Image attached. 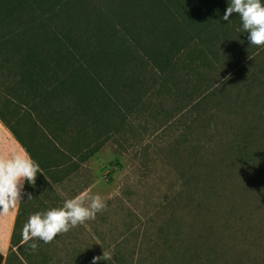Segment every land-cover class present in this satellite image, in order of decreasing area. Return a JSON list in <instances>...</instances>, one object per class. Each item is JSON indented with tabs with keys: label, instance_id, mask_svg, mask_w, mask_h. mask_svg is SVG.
I'll return each instance as SVG.
<instances>
[{
	"label": "trees",
	"instance_id": "1",
	"mask_svg": "<svg viewBox=\"0 0 264 264\" xmlns=\"http://www.w3.org/2000/svg\"><path fill=\"white\" fill-rule=\"evenodd\" d=\"M228 6L229 0H0V122L42 173L35 185L24 183L0 264H63L52 249L56 239L25 242L23 226L30 215L58 208L53 184L60 173L132 136L140 119L162 125L181 116V138L191 148V163L181 167V198L211 192L206 147L190 138L195 123L212 125L218 111L241 119L223 143L228 169L264 179V46H251L238 14L223 20ZM162 238L168 248L150 264H215L204 245H186L182 235L179 246ZM96 256L80 250L64 264H92Z\"/></svg>",
	"mask_w": 264,
	"mask_h": 264
},
{
	"label": "rangeland",
	"instance_id": "2",
	"mask_svg": "<svg viewBox=\"0 0 264 264\" xmlns=\"http://www.w3.org/2000/svg\"><path fill=\"white\" fill-rule=\"evenodd\" d=\"M212 121L210 126L195 123L190 138L203 141L204 161L211 168V192L204 199L197 194L181 198V167L191 163L188 138H181V116L163 126L156 119H140L132 136L120 144L107 143L78 170L60 173L62 180L52 183L54 196L60 198L58 207L86 190L104 197L107 207L94 220L55 238L52 249L61 253L57 260L71 263L80 250L97 256L105 250L113 259L102 260L104 264H150L168 248L163 236L179 246L182 235L186 245H204L215 264H264V179L250 180L228 169L223 143L240 117L225 110ZM204 127L208 135L200 133ZM14 154L8 150L0 157ZM12 233L5 229L0 236L5 258Z\"/></svg>",
	"mask_w": 264,
	"mask_h": 264
},
{
	"label": "clouds",
	"instance_id": "3",
	"mask_svg": "<svg viewBox=\"0 0 264 264\" xmlns=\"http://www.w3.org/2000/svg\"><path fill=\"white\" fill-rule=\"evenodd\" d=\"M234 13L238 14L251 46H264L262 0H229L223 20L229 21ZM38 173H41L40 165L27 152L16 153L9 158L0 157V216L17 209L22 202L24 182L35 185ZM26 195L28 201L33 199L31 193ZM106 207L105 199L99 193L83 191L74 198L65 200L61 207L30 215L23 226L22 238L25 242L38 239L46 244L51 243L58 235L94 220ZM30 247L35 251L38 245L32 243ZM112 259V255L104 250L102 256L93 258L92 264Z\"/></svg>",
	"mask_w": 264,
	"mask_h": 264
},
{
	"label": "crops",
	"instance_id": "4",
	"mask_svg": "<svg viewBox=\"0 0 264 264\" xmlns=\"http://www.w3.org/2000/svg\"><path fill=\"white\" fill-rule=\"evenodd\" d=\"M10 150V153H24L25 150L15 138L8 137L6 129L0 122V154ZM25 183V182H24ZM19 206L14 212L0 216V236L5 229H14ZM7 236V235H6ZM1 238V237H0ZM9 236H7L8 240Z\"/></svg>",
	"mask_w": 264,
	"mask_h": 264
}]
</instances>
